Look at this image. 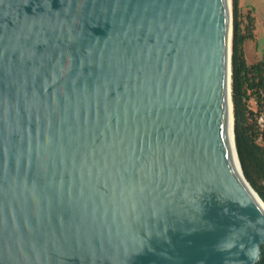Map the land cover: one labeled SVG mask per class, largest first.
Wrapping results in <instances>:
<instances>
[{"label":"water","instance_id":"1","mask_svg":"<svg viewBox=\"0 0 264 264\" xmlns=\"http://www.w3.org/2000/svg\"><path fill=\"white\" fill-rule=\"evenodd\" d=\"M233 21V0H0V264L259 261Z\"/></svg>","mask_w":264,"mask_h":264},{"label":"trees","instance_id":"2","mask_svg":"<svg viewBox=\"0 0 264 264\" xmlns=\"http://www.w3.org/2000/svg\"><path fill=\"white\" fill-rule=\"evenodd\" d=\"M233 20L231 95L235 145L245 177L264 201V128L258 124V116L264 112V58L247 61L245 43L254 39L256 21L251 13L242 15L240 0H233ZM251 99L257 109L251 107ZM256 264H264V245Z\"/></svg>","mask_w":264,"mask_h":264},{"label":"rangeland","instance_id":"3","mask_svg":"<svg viewBox=\"0 0 264 264\" xmlns=\"http://www.w3.org/2000/svg\"><path fill=\"white\" fill-rule=\"evenodd\" d=\"M242 15L245 17L247 13H251L255 16L256 30H255V41L260 45L264 44V0H241ZM253 41H249L247 44L248 58L252 62V55L250 54V45L254 48L255 44ZM252 43V44H251ZM260 52L262 53L261 49ZM250 105L253 109H257V105L253 99L250 101Z\"/></svg>","mask_w":264,"mask_h":264},{"label":"crops","instance_id":"4","mask_svg":"<svg viewBox=\"0 0 264 264\" xmlns=\"http://www.w3.org/2000/svg\"><path fill=\"white\" fill-rule=\"evenodd\" d=\"M242 6V3H241V0H240V7ZM254 16V15H253ZM255 17V16H254ZM255 30H256V27H255ZM256 36V35H255ZM249 41L251 40H248L246 41V43H248ZM252 43L255 44L254 48L250 45V54L252 55V62L249 61V58H248V51H247V44L245 43V53H246V58H247V61L249 63H253V62H256L262 58H264V44H259L257 41H255V37L254 39H252ZM251 43V44H252ZM260 49L262 51V53L260 52Z\"/></svg>","mask_w":264,"mask_h":264},{"label":"built area","instance_id":"5","mask_svg":"<svg viewBox=\"0 0 264 264\" xmlns=\"http://www.w3.org/2000/svg\"><path fill=\"white\" fill-rule=\"evenodd\" d=\"M258 124L261 128H264V112L258 116Z\"/></svg>","mask_w":264,"mask_h":264},{"label":"bare ground","instance_id":"6","mask_svg":"<svg viewBox=\"0 0 264 264\" xmlns=\"http://www.w3.org/2000/svg\"><path fill=\"white\" fill-rule=\"evenodd\" d=\"M236 168H237V171L239 173L240 169H239V166H238L237 162H236Z\"/></svg>","mask_w":264,"mask_h":264}]
</instances>
